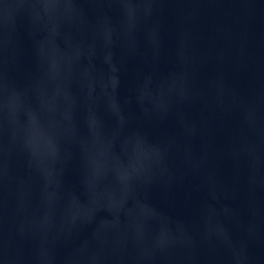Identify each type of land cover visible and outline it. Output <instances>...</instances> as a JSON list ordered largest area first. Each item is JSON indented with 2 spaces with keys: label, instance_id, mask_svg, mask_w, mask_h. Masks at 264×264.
<instances>
[{
  "label": "water",
  "instance_id": "1",
  "mask_svg": "<svg viewBox=\"0 0 264 264\" xmlns=\"http://www.w3.org/2000/svg\"><path fill=\"white\" fill-rule=\"evenodd\" d=\"M0 264H264V0H0Z\"/></svg>",
  "mask_w": 264,
  "mask_h": 264
}]
</instances>
